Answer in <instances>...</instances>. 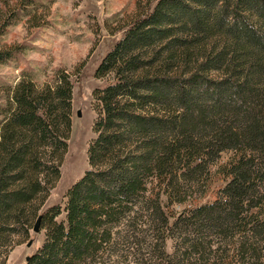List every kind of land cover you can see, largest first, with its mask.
Segmentation results:
<instances>
[{"label": "trees", "instance_id": "obj_1", "mask_svg": "<svg viewBox=\"0 0 264 264\" xmlns=\"http://www.w3.org/2000/svg\"><path fill=\"white\" fill-rule=\"evenodd\" d=\"M117 33L94 71L88 169L63 206L42 210L71 75L2 89L0 264L39 216L25 264H264V0H155ZM15 51L0 46V63Z\"/></svg>", "mask_w": 264, "mask_h": 264}, {"label": "rangeland", "instance_id": "obj_2", "mask_svg": "<svg viewBox=\"0 0 264 264\" xmlns=\"http://www.w3.org/2000/svg\"><path fill=\"white\" fill-rule=\"evenodd\" d=\"M155 0H0V46L15 49L0 63V93L26 76L38 85L51 82L57 70L71 75L73 84L72 128L60 178L49 192L42 210L63 206L65 193L88 169L86 150L93 138L92 91L98 63L121 26L150 10ZM7 25H5L6 23ZM84 65L79 81L76 75ZM80 112V116L77 113ZM227 155L222 157L225 161ZM217 183L216 185H218ZM43 231L29 237L7 255L5 264H25L41 246Z\"/></svg>", "mask_w": 264, "mask_h": 264}, {"label": "water", "instance_id": "obj_3", "mask_svg": "<svg viewBox=\"0 0 264 264\" xmlns=\"http://www.w3.org/2000/svg\"><path fill=\"white\" fill-rule=\"evenodd\" d=\"M77 116H80V112L77 113ZM40 220H41V217L39 216V217L37 218V220H36L34 226H33V229H32V231H33L34 233H38V232H40Z\"/></svg>", "mask_w": 264, "mask_h": 264}]
</instances>
